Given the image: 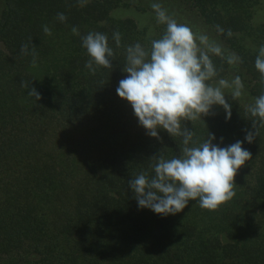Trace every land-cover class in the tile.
Here are the masks:
<instances>
[{"label": "trees", "instance_id": "trees-1", "mask_svg": "<svg viewBox=\"0 0 264 264\" xmlns=\"http://www.w3.org/2000/svg\"><path fill=\"white\" fill-rule=\"evenodd\" d=\"M109 6L110 0H5L0 13V264H264V167L253 186L257 212L246 198L248 161L234 177L235 196L216 210L190 201L183 211L163 217L138 207L129 180L153 174L155 156L179 155L182 137L164 130L159 139L150 137L130 104L118 97L116 88L127 75L122 71L126 48L140 43L150 50L154 39H146L129 19L99 24ZM196 6L228 39V28H246L242 15L225 14L217 3L196 0ZM58 13L66 20L61 22ZM73 28L83 32L80 37ZM89 32L107 35L112 68L91 74L84 67L89 56L81 37ZM26 43L35 48V62L20 53ZM240 54L256 98L264 94L257 55L251 60L244 49ZM220 59L211 56L216 63ZM216 71L217 76L222 72ZM31 88L39 92L38 101L28 94ZM228 103L230 119L214 106L213 114L185 126L197 142L209 133L221 147L243 141L252 161L256 140L244 139L246 130H253L251 117L239 131L237 120L248 111ZM260 130L264 135V127Z\"/></svg>", "mask_w": 264, "mask_h": 264}, {"label": "clouds", "instance_id": "clouds-1", "mask_svg": "<svg viewBox=\"0 0 264 264\" xmlns=\"http://www.w3.org/2000/svg\"><path fill=\"white\" fill-rule=\"evenodd\" d=\"M152 8L157 22L166 25L165 32L151 41L150 50L140 43L126 48L122 71L127 75L119 81L116 93L130 104L147 135L159 139V130H164L172 137H182L183 146L179 155L170 159L155 156L153 174L142 172L131 178L128 186L140 209H149L163 217L183 211L190 201L203 209L216 210L235 196L234 177L251 160V153L239 140L221 147L214 143L216 137L211 133L197 142L193 130L184 122L213 114L214 106H221L226 120L230 119L231 105L226 96L238 100L243 84L239 76L212 83L217 71L211 56H222V48L207 34L196 35L189 26L178 23L160 3H153ZM57 18L61 22L66 20L63 13H58ZM218 31L223 30L218 28ZM44 32L49 33V29L45 27ZM73 32L77 33V29L73 28ZM113 39L119 45L120 34L113 33ZM81 46L89 56L84 65L89 73L95 74L99 67L112 68L114 51L106 34L89 32L81 37ZM20 53L31 55L35 62V48L28 43L21 46ZM239 59L233 53L227 62L234 64ZM255 68L264 82V45L258 50ZM22 86L29 88L23 82ZM28 94L37 101L40 99L35 88L28 90ZM247 111L253 130H246L244 139L252 143L259 136L260 127H264V94L256 97ZM220 142L223 143V138Z\"/></svg>", "mask_w": 264, "mask_h": 264}, {"label": "rangeland", "instance_id": "rangeland-1", "mask_svg": "<svg viewBox=\"0 0 264 264\" xmlns=\"http://www.w3.org/2000/svg\"><path fill=\"white\" fill-rule=\"evenodd\" d=\"M153 3H160L168 15L178 23L189 26L196 35L207 34L211 41L222 48L223 55L218 56L221 59L216 60L217 63L215 60L212 61L216 68H219L222 72L211 82L215 83L221 78L231 81L234 77L239 76L243 84L241 97L238 100H232L230 96H226V100L246 111L248 106L254 103L255 98L250 93L251 77L244 68L240 51L244 49L250 54V59L254 60L259 48L264 44V0H206L208 6L217 3L223 13L228 15L238 13L244 18L246 28H228L231 31L230 39L208 22L201 9L196 6V0H110L109 10L103 9V18L99 21V24L103 25L105 22L129 19L136 23L139 30L144 32L146 39H159L164 34L166 25L157 22L156 13L152 8ZM4 5L5 0H0V13H3ZM78 18L80 17H75L73 20ZM260 28L263 29L258 30ZM65 32L63 31V33ZM77 33L80 37L83 32L77 31ZM233 53L240 59L234 64H229L227 59ZM225 91L226 94H230L228 90ZM241 115L242 118L237 120L239 131L241 128V131H245L250 114ZM255 140L256 142L252 148L255 156L247 164L245 190L246 193L248 192L246 198L250 201V207H254L257 212L253 186L259 171L264 167V135L261 130Z\"/></svg>", "mask_w": 264, "mask_h": 264}]
</instances>
